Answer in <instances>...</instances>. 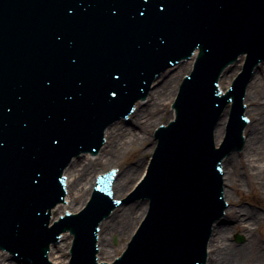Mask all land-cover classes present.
Instances as JSON below:
<instances>
[{"label":"water","instance_id":"95a60500","mask_svg":"<svg viewBox=\"0 0 264 264\" xmlns=\"http://www.w3.org/2000/svg\"><path fill=\"white\" fill-rule=\"evenodd\" d=\"M198 44L202 57L183 92L178 119L162 132L136 192L151 198L150 214L115 264H206L212 225L226 208L220 163L243 145V79L264 57V0H0L1 245L46 264L49 244L71 228L72 264H98V226L118 203L99 192L81 214L50 227V211L65 194L62 173L73 156L102 144L103 128L132 109L153 74ZM240 52L250 55L248 72L230 91L236 104L229 134L216 149L212 133L230 99L219 95L217 80ZM192 60L162 73L147 101L136 102L129 122L107 129L99 156L72 160L65 171L66 202L54 209L53 220L82 209L99 173L119 169L114 199L137 186L157 142L154 130L174 117L169 105ZM243 60L226 71L222 88ZM228 112L215 128L217 145ZM224 193L229 206L221 227L230 228L235 220L226 212L232 206L226 187ZM147 209L148 201L138 200L101 224L100 260L123 252ZM71 240L66 232L51 249L54 264H69Z\"/></svg>","mask_w":264,"mask_h":264},{"label":"bare ground","instance_id":"6f19581e","mask_svg":"<svg viewBox=\"0 0 264 264\" xmlns=\"http://www.w3.org/2000/svg\"><path fill=\"white\" fill-rule=\"evenodd\" d=\"M257 70L262 77L257 75ZM257 70L246 95V114L253 124L244 131L247 143L243 155L235 158L233 152L223 161L227 198L232 205L226 212L228 217H234L235 225L222 228L225 217L214 223L208 264H264V65ZM246 184L251 192L260 196L258 204L261 206L255 207H259L261 213L256 208L243 206L244 202L238 198ZM234 194L237 197L233 198ZM238 230L246 237L240 245L232 240L233 233ZM9 258L0 250V264H15L9 262Z\"/></svg>","mask_w":264,"mask_h":264},{"label":"rangeland","instance_id":"374dc122","mask_svg":"<svg viewBox=\"0 0 264 264\" xmlns=\"http://www.w3.org/2000/svg\"><path fill=\"white\" fill-rule=\"evenodd\" d=\"M262 65H264V63ZM257 75H259L260 77H262L261 72H258ZM243 152L234 154V157L235 158L236 157L238 158V156L242 157ZM228 189H230V188H228ZM250 189L251 188L246 184L245 187H243V189H242V193H243L242 196L241 197L239 196L238 198H240L244 202L243 203V206H245L247 208H252V209H255L256 208V210L259 213H261L262 210L259 207H255V206H261V205L258 204L261 201L260 198H259L260 196L257 195V194H254L253 192H251ZM260 192H261V190H260ZM235 197H237L236 194H234L233 198H235ZM238 236L243 237V240H241V241L238 240L237 239ZM232 238H233L232 239L233 242L235 244H238V245L244 243L245 242V239H246L245 235L243 233H241V231H239V230L233 233V237ZM8 261L9 262H14L15 264H20V263L12 260L10 258H9Z\"/></svg>","mask_w":264,"mask_h":264}]
</instances>
